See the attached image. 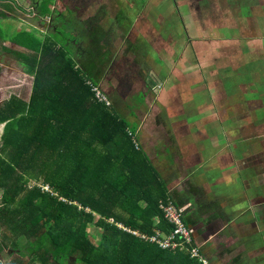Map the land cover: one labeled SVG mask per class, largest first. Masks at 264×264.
Returning a JSON list of instances; mask_svg holds the SVG:
<instances>
[{
    "label": "crops",
    "instance_id": "crops-1",
    "mask_svg": "<svg viewBox=\"0 0 264 264\" xmlns=\"http://www.w3.org/2000/svg\"><path fill=\"white\" fill-rule=\"evenodd\" d=\"M195 1L69 0L68 24L59 13L50 29L65 27L85 81H106L109 108L211 264H264V0ZM39 4L0 0V29L16 32L9 40L0 32L3 51L16 58L29 52L19 33H50ZM19 64L0 73L2 103L29 99L33 76Z\"/></svg>",
    "mask_w": 264,
    "mask_h": 264
},
{
    "label": "trees",
    "instance_id": "trees-1",
    "mask_svg": "<svg viewBox=\"0 0 264 264\" xmlns=\"http://www.w3.org/2000/svg\"><path fill=\"white\" fill-rule=\"evenodd\" d=\"M53 3L40 0V19L57 16ZM48 32L17 35L29 52L13 53L33 76L31 91L27 102L0 104V238L6 248L30 245V257L21 252L8 264H201L107 222L171 231L158 207L166 188L127 122L93 99L69 36ZM88 224L101 230L94 242Z\"/></svg>",
    "mask_w": 264,
    "mask_h": 264
},
{
    "label": "built area",
    "instance_id": "built-area-1",
    "mask_svg": "<svg viewBox=\"0 0 264 264\" xmlns=\"http://www.w3.org/2000/svg\"><path fill=\"white\" fill-rule=\"evenodd\" d=\"M48 19V18H47ZM86 85L92 93L93 99L106 107L112 106V101L102 89V87L90 80H86ZM134 147L138 149V142L134 135L128 131ZM46 188V187H44ZM158 207L161 210L164 219L171 225V231L163 232L157 228L152 233L142 232L138 229L128 228L126 225L115 221L113 218L106 219L108 223L115 225L122 231L135 235L139 240L157 245L161 249L171 250L173 252H183L190 258L201 264H210L208 258L202 253L198 245L194 230L186 224L184 220V209L177 205L171 197L160 199ZM157 221V218H155Z\"/></svg>",
    "mask_w": 264,
    "mask_h": 264
},
{
    "label": "rangeland",
    "instance_id": "rangeland-1",
    "mask_svg": "<svg viewBox=\"0 0 264 264\" xmlns=\"http://www.w3.org/2000/svg\"><path fill=\"white\" fill-rule=\"evenodd\" d=\"M54 7H53V10L56 11V15L58 16L59 13L61 14H64V18H66V23L68 24V13H70L71 9H72V5L69 3V0H54ZM196 1L194 0V3ZM26 5H23L21 4L20 5V8H25ZM76 11L79 12V14L77 16H79V18L83 19V14L81 12V9L78 5H76ZM55 17L56 19H58V17ZM70 17V15H69ZM18 21V20H16ZM58 21V20H57ZM40 26L43 28L44 26H47L49 29H53L54 27V20L51 18H48L47 21H44L43 23H40ZM1 27V26H0ZM8 28H9V24H6V29L5 28H1L0 29V32L1 34L7 39H11L13 37V35L16 33V32H13L12 34H10V32L8 31ZM50 29V30H51ZM65 27L63 26L62 27V33H65ZM11 35V36H10ZM67 35V33H66ZM40 37V35H39ZM54 37H57V36H54ZM58 40V38H56ZM1 45V44H0ZM0 64L2 65L0 68V73L1 74H8V76L10 75V73L8 71H10V69H7L6 66L12 64V65H18L19 62L16 60V58L10 54V53H7L5 51H3L0 47ZM20 65V64H19ZM3 68V69H2ZM25 73H27L26 69H24ZM29 74V73H27ZM13 75V74H12ZM3 76V75H2ZM30 76V75H29ZM28 78V77H26ZM7 80V78H4V79H1L2 82H5ZM28 80L30 81V77L28 78ZM96 83V82H95ZM98 85H100L102 87V89L107 92L106 94L111 96V92L110 90L107 88V83L105 80L101 79V80H98V83H96ZM128 88H131L132 87V84L131 83H128L126 85ZM147 86L149 87V84H147ZM28 86L25 88V93H22L20 96L22 97H25L27 95V92H28ZM133 88V87H132ZM109 90V91H108ZM29 93V92H28ZM108 96V97H109ZM143 95L138 93V95H136L134 98H132L134 101L136 102H141L142 99H143ZM110 98V97H109ZM1 100V99H0ZM2 102H0L1 104ZM1 126H0V130H1ZM93 215L95 216V220L99 219V215L93 213ZM86 232L87 234H89L90 238L92 239V241L94 242V240H98V238H96V236L99 235V232H101V230L98 228V227H95L94 225H91V224H88L87 225V228H86ZM12 240V239H11ZM22 242L18 244V247L17 248H11V246L9 245L7 248L6 247H3L2 245V240L0 238V264H8L11 260L15 259L16 257H18V255H20V253L22 252H25L27 255L26 257H23V259H27L28 257H30V254H29V251H28V247L30 246L28 241L27 240H21ZM19 242V241H18ZM28 256V257H27ZM65 257H61V261H65ZM72 261L75 259L74 257H71L70 258ZM75 261V260H74ZM76 262V261H75ZM79 262V261H78Z\"/></svg>",
    "mask_w": 264,
    "mask_h": 264
}]
</instances>
